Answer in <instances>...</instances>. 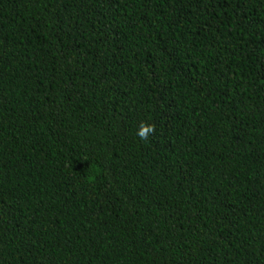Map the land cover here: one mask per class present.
Listing matches in <instances>:
<instances>
[{
  "label": "trees",
  "instance_id": "obj_1",
  "mask_svg": "<svg viewBox=\"0 0 264 264\" xmlns=\"http://www.w3.org/2000/svg\"><path fill=\"white\" fill-rule=\"evenodd\" d=\"M0 264H264V0H0Z\"/></svg>",
  "mask_w": 264,
  "mask_h": 264
},
{
  "label": "clouds",
  "instance_id": "obj_2",
  "mask_svg": "<svg viewBox=\"0 0 264 264\" xmlns=\"http://www.w3.org/2000/svg\"><path fill=\"white\" fill-rule=\"evenodd\" d=\"M154 131V126L151 124L141 123L140 127L137 130V135L145 140L149 137V135Z\"/></svg>",
  "mask_w": 264,
  "mask_h": 264
}]
</instances>
